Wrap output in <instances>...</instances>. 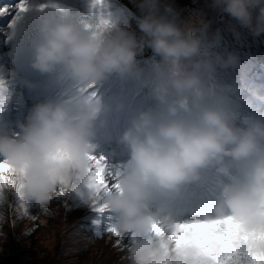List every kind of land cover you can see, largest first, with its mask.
Returning <instances> with one entry per match:
<instances>
[{
    "label": "clouds",
    "instance_id": "9594fccd",
    "mask_svg": "<svg viewBox=\"0 0 264 264\" xmlns=\"http://www.w3.org/2000/svg\"><path fill=\"white\" fill-rule=\"evenodd\" d=\"M23 2L24 10L14 8L13 27L29 12L27 0ZM136 6L140 16L129 12L123 27L107 12V0H91L84 18L58 5H51L52 14H47L49 5L40 7L31 67L41 74L56 73L66 95L36 104L26 123L18 124V133L0 126V162L6 166L0 178V228L9 221L14 226L36 220L33 209L48 215L56 200L68 209L79 203L92 212L102 204L120 237H129L120 248L115 240L112 245L122 253L123 264H203L199 248H177L169 208L153 209L152 203L198 180L201 169L215 166L220 175L229 176L233 168L236 174L212 206L215 218L204 222L233 218L239 233L249 237L241 242L244 250L264 254V120L247 116L237 127L234 101L210 85L217 68L235 69L239 57L215 51L221 31L210 33V23L203 19L181 21L162 0H139ZM210 6L235 21L229 29L237 39L241 33L236 26L254 37L264 35V0H211ZM133 19L139 37L127 30ZM146 49L158 59L141 66L138 57ZM113 76L153 81L159 103L130 118L118 138L128 150V162L112 181L118 187L97 201L85 184L94 158H100L94 140L98 123L106 124L101 117L109 106L95 88ZM11 95L0 77V106ZM251 95L264 102L258 91ZM0 237L6 239L2 231Z\"/></svg>",
    "mask_w": 264,
    "mask_h": 264
},
{
    "label": "rangeland",
    "instance_id": "374dc122",
    "mask_svg": "<svg viewBox=\"0 0 264 264\" xmlns=\"http://www.w3.org/2000/svg\"><path fill=\"white\" fill-rule=\"evenodd\" d=\"M189 1L162 0V3L174 6L173 9L176 11V5ZM138 2L139 0H107V12L115 23L123 27L122 21L129 12L134 13L136 17L140 16L139 9L136 6ZM19 3L20 0H0V9H8L7 14L0 15V77L8 82L11 89L21 91L22 88H25L23 93L35 94V100L37 99V101L43 99L47 102H56L66 95L65 85L58 80L56 73L41 74L31 67L32 46L39 38V9L43 5H49L47 14H52L51 5H58L73 17L84 18L88 13L91 0H27L29 12L17 26L10 28L9 24L16 15L14 8ZM129 29H133L137 36L141 35L136 19L131 21L127 30ZM223 42L221 40L220 45ZM218 48L215 51L220 52ZM150 59L154 61L158 58L153 57L150 51L149 55L143 59L146 61L145 65L153 63ZM242 67L245 68L240 69ZM18 76L21 82L19 86L15 82ZM210 85L218 87L234 101V107L238 113V119L234 122L237 127L243 126L242 119L247 116L264 120V102L252 99L251 95L253 91H258L260 95L264 96V60L259 63L255 61L246 62L242 66L238 65L235 69L217 68L211 77ZM154 87V82L147 79L136 81L113 76L101 82L95 88V94L106 105L109 104V111L101 118L106 121V124L103 127L99 123L97 125L94 154L104 159L108 170L115 176L118 171H123L129 159L128 152L123 155V159H117L116 156H121L127 150L118 143V138L129 126L130 118L133 115L149 108L154 109L155 104L158 106L155 100L151 99L156 96L151 94V92H154ZM11 97L7 108H5V105L0 106V126L5 127L9 134L18 133L19 128L16 126H18V123H26L25 119L29 115L28 112L22 114L20 105L23 99L21 98L22 101H18L16 99V97L19 98L17 94ZM149 99H151V103L146 105L144 101L147 102ZM12 117H15L13 118L15 121L10 120ZM6 123L7 125H5ZM109 140H115V143L110 144ZM226 162L231 163L230 158L226 157ZM235 174V168L232 169L229 176H223L216 171L215 166H209L199 172V178L204 180L202 184L205 183L203 186L198 187V180L191 181L182 185L184 189L186 185L191 186L193 183L190 191V187H187L188 191L185 193L179 190L165 196L166 199H174L175 205H179L183 201L187 205L186 208H193L190 210L191 212H197L193 217L175 220L176 227L194 222H204L206 217L215 218L212 206L216 203L223 184L230 182L231 177ZM210 180H213L214 184L210 185L208 183ZM158 198L162 199L163 196H157L153 200L152 206L156 205ZM194 198H196L195 201H193ZM49 208L51 213L48 215L38 214L39 210L33 209L32 215L38 216L36 220L24 219L17 221L14 226L9 221L6 224L7 226L3 225L0 231L7 237L6 239L2 237L0 240L2 249L0 251V262L3 263V253L4 250H9L10 241L13 244L18 238H24V236H29L31 233L34 234L33 255L36 260L42 261L40 264H55L57 257L60 255L59 246L64 239V247L68 246L72 249L84 247V251L87 252L84 258H78V264H123L120 261L122 253H119L112 246L114 243L113 238L108 235L99 238L94 236L92 222L100 219L94 212L80 206L79 203H72L71 211H69L62 200L54 201L49 205ZM111 222H113V217ZM10 225L11 227H9ZM65 230L68 234L73 233L75 236L66 237L62 234ZM26 232L29 234L26 235ZM128 240L129 237H125V242H128ZM26 241L27 238L23 239L22 245L28 244V241ZM70 260H76V258H63L62 262L66 264Z\"/></svg>",
    "mask_w": 264,
    "mask_h": 264
},
{
    "label": "snow or ice",
    "instance_id": "6c2138e0",
    "mask_svg": "<svg viewBox=\"0 0 264 264\" xmlns=\"http://www.w3.org/2000/svg\"><path fill=\"white\" fill-rule=\"evenodd\" d=\"M15 7L17 11L24 10L25 4L23 0H20V3ZM7 13L8 9L6 12L0 13V15ZM14 23L15 18L13 17L9 27H13ZM94 159L95 166L89 170L90 175L85 187L99 201L106 191L112 187H118V185L112 183L115 180V174L108 170L104 159L102 157ZM5 170V164L0 162V178L3 177ZM109 177H111V180ZM69 211H71V207ZM93 211L100 214L98 216L100 219L92 222L95 237L111 236L116 241V248L129 243V240L125 242V238L120 237L115 230L111 222L112 217L110 215L106 216L105 206L97 204ZM153 227L161 232L163 231L160 225H154ZM248 238L239 233L238 226L231 217L221 221L194 222L179 225L173 232V239L178 249L186 246H195L200 249L204 257L203 264H264V254H254L250 251H245L242 247L241 242Z\"/></svg>",
    "mask_w": 264,
    "mask_h": 264
},
{
    "label": "trees",
    "instance_id": "16d2710c",
    "mask_svg": "<svg viewBox=\"0 0 264 264\" xmlns=\"http://www.w3.org/2000/svg\"><path fill=\"white\" fill-rule=\"evenodd\" d=\"M210 5L211 0H190L189 2H186L184 4L176 5V12L179 13V18L181 21H187L190 19H203L206 22H209L210 33H215L217 29L221 30L222 40L224 41L223 45L233 49L235 53H239L241 52V50L246 49L242 42L247 41L252 47V50H254V54H262L263 45L261 44L260 40L264 41V35L254 37L247 29L236 26L237 31L241 33L240 38L237 39L233 32L229 29V23L234 25L235 21H230V18L227 15L216 11ZM221 16L222 18H220ZM66 230L62 232L63 235H65L66 237L75 236L73 233L68 234L67 231L70 232V230ZM26 238L28 244L25 243L24 245H22L23 239ZM1 239L2 237H0V240ZM33 239L34 234L32 235L30 233L29 236L18 238L17 240H15V242H13V244L10 241L11 244L9 243V250H4L3 263L0 262V264H40V262L42 261L36 260L35 256L33 255ZM64 240L61 241V244L59 246L60 255L59 257H57L58 259H56L57 261H55V264H64L62 262L63 258H76V260H70L66 264H78V258H84L87 255V252L84 251V247L80 249H72L68 246L64 247ZM1 250L2 249L0 247V251Z\"/></svg>",
    "mask_w": 264,
    "mask_h": 264
},
{
    "label": "bare ground",
    "instance_id": "6f19581e",
    "mask_svg": "<svg viewBox=\"0 0 264 264\" xmlns=\"http://www.w3.org/2000/svg\"><path fill=\"white\" fill-rule=\"evenodd\" d=\"M119 160V159H118ZM113 163V162H112ZM125 164V163H124ZM113 167H115L114 165H113Z\"/></svg>",
    "mask_w": 264,
    "mask_h": 264
}]
</instances>
